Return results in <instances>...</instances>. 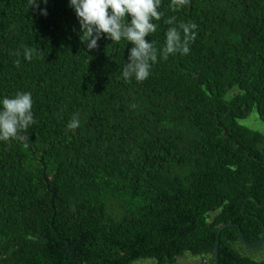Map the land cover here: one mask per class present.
<instances>
[{
    "label": "trees",
    "instance_id": "obj_1",
    "mask_svg": "<svg viewBox=\"0 0 264 264\" xmlns=\"http://www.w3.org/2000/svg\"><path fill=\"white\" fill-rule=\"evenodd\" d=\"M170 3L146 40L162 52L181 21L197 38L187 55H158L139 83L122 78L132 44L105 37L88 50L70 0H0V100L30 92L36 121L27 139L0 141V264H77L69 247L82 264L188 253L215 264L223 225L261 240L264 137L240 121L255 111L264 122V0ZM239 229L222 230L219 264H264L244 254Z\"/></svg>",
    "mask_w": 264,
    "mask_h": 264
},
{
    "label": "clouds",
    "instance_id": "obj_2",
    "mask_svg": "<svg viewBox=\"0 0 264 264\" xmlns=\"http://www.w3.org/2000/svg\"><path fill=\"white\" fill-rule=\"evenodd\" d=\"M48 0H28L30 8L40 9V3ZM190 4V0H171L169 7L172 11H179ZM161 0H70V7L75 10L80 25V40L88 50L97 49L101 38L110 39L113 44L122 40L131 43L132 47L128 61L123 67L122 78L131 82L134 78L143 83L150 76L152 65L157 63L158 55L167 60L170 55L179 53L187 55L190 52V43L197 38L194 22H180L178 26L169 27L166 32L165 46L158 53L155 42H149L146 37L157 31V25L152 21H159L164 13L158 9ZM40 14L47 16L46 8ZM168 25L176 24V17L164 21ZM183 32V36H181ZM36 49L25 48L23 55L31 61ZM19 56L17 51L13 53ZM17 67L20 60L15 62ZM0 141L8 143L12 140H25L21 136L31 125L34 119L33 99L30 92H17L14 96H5L0 100ZM131 107H136L132 105ZM80 127L78 114H74L67 123V131L75 132Z\"/></svg>",
    "mask_w": 264,
    "mask_h": 264
},
{
    "label": "rangeland",
    "instance_id": "obj_3",
    "mask_svg": "<svg viewBox=\"0 0 264 264\" xmlns=\"http://www.w3.org/2000/svg\"><path fill=\"white\" fill-rule=\"evenodd\" d=\"M240 124L244 127L249 128L264 137V122L259 118L258 114L254 111L246 119L241 120ZM243 252L246 256L256 260H264V246H261L258 249H251L245 246H242ZM133 264H157L154 259H141ZM177 264H204V260L201 257H194L190 253L181 257Z\"/></svg>",
    "mask_w": 264,
    "mask_h": 264
},
{
    "label": "water",
    "instance_id": "obj_4",
    "mask_svg": "<svg viewBox=\"0 0 264 264\" xmlns=\"http://www.w3.org/2000/svg\"><path fill=\"white\" fill-rule=\"evenodd\" d=\"M44 180L47 183V187H48V189L50 190V192L52 194V207H53V210H54V214H53V218H52L51 224H53L54 218L56 216V209L54 207L55 190L54 189H50L49 181L45 177V170H44ZM230 226H235V227H237L239 229V226L237 224H225L222 227H220L219 230H218V233H217L218 240H217V242L215 244V264H219V244H220L219 237H220V234H221V232H222L223 229H225L227 227H230ZM238 237H239L240 242L245 247H248V248H251V249H258L261 246H263V244H264V230H263L262 238H261V240L257 244H251L247 240H245V238L243 237L240 229L238 230ZM68 246H69V242H68ZM69 253L71 254V260L73 262H75L77 264H82V262L75 257V249L74 248H70L69 247ZM68 264H72V263H68Z\"/></svg>",
    "mask_w": 264,
    "mask_h": 264
}]
</instances>
